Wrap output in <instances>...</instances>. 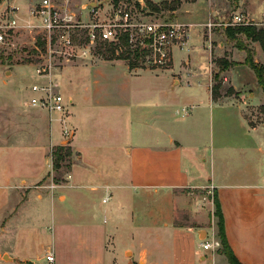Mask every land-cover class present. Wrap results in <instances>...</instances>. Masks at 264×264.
<instances>
[{
	"label": "crops",
	"instance_id": "obj_1",
	"mask_svg": "<svg viewBox=\"0 0 264 264\" xmlns=\"http://www.w3.org/2000/svg\"><path fill=\"white\" fill-rule=\"evenodd\" d=\"M185 18L191 30L198 14ZM189 33L190 42L197 32ZM199 43L185 47L189 56L182 74L172 73L174 64L132 72L121 60H88L50 79L32 75L33 85L55 83L69 103L70 140L60 115L32 108L30 102L22 107L14 88V98L0 114V239L36 229L56 215L59 193L61 205L79 199L86 227L97 232L101 249L112 257L109 264L124 245L131 246L124 256L141 254L139 263L143 258L145 264H228L221 247L201 253L208 233L202 239L198 225L175 224L178 209L188 207L187 196L198 191L219 199L237 259L264 264V123L246 117L248 107L264 105V92L256 88L253 72L234 60L240 65L228 73L229 87L237 94L224 92L214 101L208 69L212 46ZM227 46L219 43L218 56ZM12 78L13 72H5L3 84ZM66 141L71 167L63 185H56L50 179L51 154ZM212 205L208 201L210 212ZM164 240L170 246L165 258ZM0 258L29 263L10 249Z\"/></svg>",
	"mask_w": 264,
	"mask_h": 264
},
{
	"label": "rangeland",
	"instance_id": "obj_2",
	"mask_svg": "<svg viewBox=\"0 0 264 264\" xmlns=\"http://www.w3.org/2000/svg\"><path fill=\"white\" fill-rule=\"evenodd\" d=\"M174 1L175 0H109L106 2V0H70L69 9L72 11V14L75 16L76 20L83 21L85 25H90L91 23L96 22L111 23L114 19H116L115 11L119 7L131 12L135 23H147L165 20L174 23H182L189 26V22L186 20L185 16L189 15L190 13L192 15L197 13L198 18L195 22H193L194 29L191 28L190 30V26L188 27L193 34L197 32V37L191 39L190 42L188 40L187 46L189 49L190 47H194V45L202 46L199 43V40L203 41L204 45H206L207 42L208 46H212V61L209 63L208 67L212 80L211 84L213 86L217 83L215 81V76L219 74L218 83L222 86L223 93L228 88H230L229 86L232 84V81L229 79L230 75L228 73L231 69H234V67L222 72L217 65L220 60H227L229 62L240 61L243 65L247 54H249V56H251L257 64L264 65V48L260 45V43L253 42L250 39H247L244 35H238L237 40L232 41L229 40L225 34L226 28L232 24L234 16L238 13H241L254 20V24H258L255 25L258 29H264V27L260 25L261 16L264 12V0H179L180 5L175 11L164 10L160 12L152 11V6L150 5L153 4L162 8L164 6V2H168V4L171 5L174 3ZM198 1L201 2L199 6L192 5L194 3L196 4ZM56 2L59 6L66 4L65 0H57ZM94 2L97 3L96 8H92L90 6V4ZM31 5L32 3L30 0H0V32L6 33L5 42L0 44V114L3 112L1 110V106L5 102H11V100L14 98L12 92L14 88L18 92L17 100L20 104H22V107H24V104L26 105L30 102L31 97L33 96V92L30 88L35 83L32 75L34 76L35 70L40 67L47 68L48 71L52 70L54 71L53 75H56L66 67L83 65L88 60H91L92 62H113L104 60L99 55L98 52L102 44H98L94 49L91 50L93 55L92 59L81 61L72 58V60L68 61L66 60L67 57L60 54V52L64 51L65 49L61 43L58 42L57 37H54L52 49L59 53H55L52 58L48 57L49 53L46 45L45 33L37 27L36 21H31V26H28L29 23L27 24L25 22H20V26L18 28L14 30L6 29L8 20H10L12 18L11 16H13L11 13L13 7H20L18 11L19 16L20 18L26 19ZM183 5L184 7H182ZM144 7L149 8L145 11ZM209 24L212 25L211 28L208 27ZM74 30L73 38L75 42L78 45H85L87 29ZM122 33L120 35V42L118 44H108H114L115 46H118L116 57L127 51L129 52L131 59L121 61L127 64L132 72H138L140 70L147 69L165 70L170 69L172 64H174L172 73L182 74L184 73L185 68H187L185 62L188 59L189 52L186 48H174L172 52L173 61L165 68H154L146 64V60L144 56H142V53H140L141 56L136 61L134 54L137 52V48L131 47L129 44L128 46L124 47L121 42ZM221 42H225V44L228 46L226 47V51L223 54L221 53V56H218V46ZM101 43L104 44L105 42ZM38 50H40L41 53L45 55L44 59L41 58V53ZM207 50H209V47ZM234 50H236L238 56L233 57V53L235 52ZM205 52L208 53L206 50ZM196 54L202 53L197 52ZM131 61L133 63L135 62L134 67L131 66ZM244 67L247 70H250L245 65ZM69 70L70 68L66 69V71ZM5 72H13V74L16 75V78H12L7 85L3 84V81L5 80ZM225 77H228L227 82L224 81ZM256 88L259 90V92H261V94H263V91H261L262 89L259 85H256ZM262 101L264 103V98H262ZM66 114L68 117L69 106ZM246 114L248 120L254 122V124L264 123V105L259 106L258 108L248 107ZM231 127L233 128V126ZM67 140H70V138ZM69 142L70 141H66L64 146L68 145ZM71 160H65L62 163V169L60 170V173L57 175L55 172H52L50 179L54 181V179L57 177L60 179L61 184L59 185H63L62 183L65 182L68 176L70 169L68 167L71 165ZM179 193H185V191ZM186 195L187 194H185V196ZM203 195L198 191H192L191 194L187 196L189 198L187 202L188 207L183 210L178 209L175 224L198 225L201 228L202 239H205L206 234L208 233L207 241L213 242L215 238L218 239L219 222V218L215 214V197L214 195ZM59 196V193L56 194L57 203L59 204H57L56 215L53 214L52 217L49 215V220L45 221L44 224L40 225V227L12 233L11 236L6 235L3 237V240L0 239V257L4 249H10L12 254L20 260L28 258L29 263L48 264L46 261V256L49 254L55 255L53 251L54 249L57 253L58 262L55 261L53 264L110 263V259L112 257H109L111 256L109 251L106 254L101 249L102 243L98 238H96L98 235L97 232L92 230L93 228L86 227L87 218L86 214L81 212L83 206L79 199L76 198L72 202L70 200V202L61 205L62 200L58 199ZM208 201L213 204L211 212L208 207ZM210 218L212 219L211 221ZM213 227L215 232L214 235L212 231ZM127 239V237L117 238V240L125 241H127ZM145 240L148 241V238ZM164 243L165 245L160 247L162 248L161 251L163 253L165 251V258V256H167V249H169L170 246L167 240H164ZM112 244H114V242H112ZM125 246L126 245L118 250L117 257L114 256L115 260L113 264H145V260L143 258L139 263L138 260L141 258V254L138 257V252H135L134 254L129 252L127 256H124V252L131 248L129 245L126 247ZM137 248L141 249V246L135 247V249ZM203 252H205V250L202 249L201 253ZM219 253H221V249L219 250ZM224 260L226 263H228L226 259ZM6 261V259L1 260L0 258V264H21L19 262L7 263ZM209 263H211V261Z\"/></svg>",
	"mask_w": 264,
	"mask_h": 264
},
{
	"label": "built area",
	"instance_id": "obj_3",
	"mask_svg": "<svg viewBox=\"0 0 264 264\" xmlns=\"http://www.w3.org/2000/svg\"><path fill=\"white\" fill-rule=\"evenodd\" d=\"M32 5L26 19L20 18L19 8H12V18L8 20L6 29L14 30L20 26V22L29 23L37 22V27L45 33L46 45L48 48V57L52 58L55 53H59L52 49L54 37L63 48L60 54L67 57L70 61L72 58L77 60L92 59L91 50L101 42L118 44L120 35H128V44L131 47L137 48L139 52L145 54L146 64L154 68H165L172 60V52L174 48H185L189 40V26L178 22L169 21H154L135 23L131 12L124 8H117L115 18L111 23H91L85 25L83 21L76 20L72 11L69 9L70 0H65V5H57V0H30ZM29 20V21H28ZM34 25V24H33ZM254 20L238 13L234 16L232 24L229 27L238 26H255ZM260 25L264 27V12L261 16ZM212 27L211 24L208 25ZM74 29H87L86 44L78 45L74 38ZM123 30V31H122ZM6 33L0 32V44L5 42ZM40 53L41 51L38 50ZM45 55L41 53V58ZM57 70V69H56ZM54 71H48L47 68H38L35 74L39 78L50 79ZM32 92L35 96L30 100L32 108L45 110L50 115L58 114L62 117L61 124L65 125L67 119V109L69 103L59 92L58 87L53 82L37 83L32 86ZM63 135L66 139L71 138L72 131L66 127L63 129ZM110 197L104 199V203L108 202ZM202 249L205 251L217 250L221 247L218 240L213 242L202 243ZM46 261L53 264L55 261L54 255L46 256Z\"/></svg>",
	"mask_w": 264,
	"mask_h": 264
},
{
	"label": "trees",
	"instance_id": "obj_4",
	"mask_svg": "<svg viewBox=\"0 0 264 264\" xmlns=\"http://www.w3.org/2000/svg\"><path fill=\"white\" fill-rule=\"evenodd\" d=\"M195 1V0H194ZM152 6V11L154 12H160L164 10L169 11H175L179 5L180 1L175 0L173 4L169 5L168 2L163 3V7L160 8L159 6L150 4ZM147 8V7H146ZM149 8V7H148ZM147 8V9H148ZM226 36L229 40L235 41L237 40L238 35H244L247 39H250L253 42H258L260 45L264 48V29H258L256 26H238V27H228L226 28ZM121 42L124 47L128 46V35L123 34L121 37ZM102 46L99 50V55L104 59L108 61H114V60H130V54L129 52L122 53L118 57H116V53L118 51V46H115L114 44H108V43H100ZM241 50V49H240ZM142 52H135L134 58L137 61ZM142 56H145L144 53H142ZM218 68L220 71L225 72L233 67H236L240 65L237 62H229L227 60H220L218 63ZM246 67H248L253 73L255 74L257 78L258 85L264 92V65L257 64L255 60L247 54V57L243 63ZM131 66H135V62L133 63L131 61ZM219 75V74H218ZM218 75L215 76V81L217 82L212 86V96L214 101H218L223 96L222 86L218 83ZM237 93L233 88H228L225 91V96H233ZM52 153V160H53V172H55L57 175L60 173V170L62 169V163L65 160H71L72 157V149L68 145H62L54 148ZM71 164V163H70ZM71 167V165H70ZM68 167V168H70ZM54 183L59 185L60 179L57 177L54 179ZM214 204L216 207L215 214L219 218L218 222V240L221 245V254L226 258L228 264H242L237 257L235 256L226 235L225 230V219L221 208V203L217 196L214 194Z\"/></svg>",
	"mask_w": 264,
	"mask_h": 264
},
{
	"label": "water",
	"instance_id": "obj_5",
	"mask_svg": "<svg viewBox=\"0 0 264 264\" xmlns=\"http://www.w3.org/2000/svg\"><path fill=\"white\" fill-rule=\"evenodd\" d=\"M109 0H106V2H108ZM90 6L92 7V8H96L97 7V3L96 2H94V3H91L90 4ZM144 10L146 11L147 10V8L146 7H144Z\"/></svg>",
	"mask_w": 264,
	"mask_h": 264
}]
</instances>
